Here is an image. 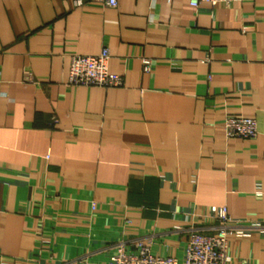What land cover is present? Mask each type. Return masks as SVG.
<instances>
[{
	"label": "crops",
	"instance_id": "crops-1",
	"mask_svg": "<svg viewBox=\"0 0 264 264\" xmlns=\"http://www.w3.org/2000/svg\"><path fill=\"white\" fill-rule=\"evenodd\" d=\"M71 1L0 0V264L138 241L181 260L221 207L228 264H264V0ZM103 48L122 85H68L70 55ZM230 117L256 138H227Z\"/></svg>",
	"mask_w": 264,
	"mask_h": 264
},
{
	"label": "built area",
	"instance_id": "built-area-1",
	"mask_svg": "<svg viewBox=\"0 0 264 264\" xmlns=\"http://www.w3.org/2000/svg\"><path fill=\"white\" fill-rule=\"evenodd\" d=\"M242 0H190L192 7L200 3L229 5ZM98 2L107 8H116L117 0H72L71 7L79 9L84 5ZM110 58L107 48H103L99 54L70 55L67 83L70 86L116 88L122 85L119 75L109 72L108 60ZM151 69V61L142 59V71L148 73ZM224 131L227 138L255 139L257 136L256 121L243 117H230L225 119ZM91 209L95 205L91 204ZM208 217L218 222L214 234L193 232L190 234L184 246L181 260L170 257L154 256L148 246L142 241L134 245V249H128L123 244H118L114 252L109 256L107 264H228V237L235 231V222L227 215L225 207Z\"/></svg>",
	"mask_w": 264,
	"mask_h": 264
}]
</instances>
